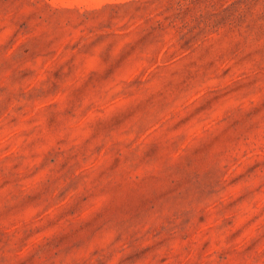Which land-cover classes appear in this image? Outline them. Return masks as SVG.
Segmentation results:
<instances>
[{
  "label": "rangeland",
  "instance_id": "1",
  "mask_svg": "<svg viewBox=\"0 0 264 264\" xmlns=\"http://www.w3.org/2000/svg\"><path fill=\"white\" fill-rule=\"evenodd\" d=\"M33 2L0 0V264H258L264 0ZM167 151L191 175L117 227L105 192Z\"/></svg>",
  "mask_w": 264,
  "mask_h": 264
},
{
  "label": "clouds",
  "instance_id": "2",
  "mask_svg": "<svg viewBox=\"0 0 264 264\" xmlns=\"http://www.w3.org/2000/svg\"><path fill=\"white\" fill-rule=\"evenodd\" d=\"M33 10L35 28L44 30L48 25V17L55 14V9L51 7V0H34ZM34 34H39L35 32ZM134 146H136L134 144ZM143 145L137 147L140 151ZM261 150L264 151V127L261 128ZM206 163L203 167H206ZM164 169H168L172 175H167ZM191 175L189 165L184 162L183 154L175 156L171 151H167L158 164L151 167L143 165L138 159L133 161L122 175V178L115 182L116 186L105 192V203L113 209V216L116 226L125 225L139 214L140 207L150 197L156 195L157 189L162 183H183V177ZM147 225L143 228H133L129 230L128 238L121 240V247L128 244L147 231ZM137 242H139L137 240ZM16 249H11L10 254L15 255ZM240 264H257L256 260L241 259ZM258 264H264V249H261Z\"/></svg>",
  "mask_w": 264,
  "mask_h": 264
}]
</instances>
